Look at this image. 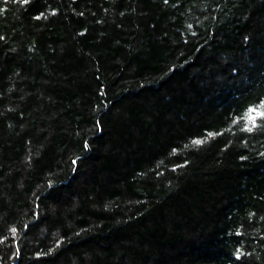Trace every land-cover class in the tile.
<instances>
[{"label": "trees", "instance_id": "16d2710c", "mask_svg": "<svg viewBox=\"0 0 264 264\" xmlns=\"http://www.w3.org/2000/svg\"><path fill=\"white\" fill-rule=\"evenodd\" d=\"M0 264H264V0H0Z\"/></svg>", "mask_w": 264, "mask_h": 264}, {"label": "snow or ice", "instance_id": "6c2138e0", "mask_svg": "<svg viewBox=\"0 0 264 264\" xmlns=\"http://www.w3.org/2000/svg\"><path fill=\"white\" fill-rule=\"evenodd\" d=\"M254 111V110H253ZM197 143H199V141H197Z\"/></svg>", "mask_w": 264, "mask_h": 264}]
</instances>
